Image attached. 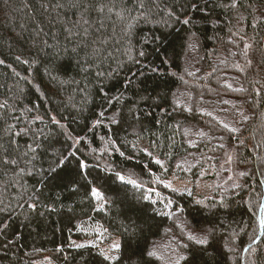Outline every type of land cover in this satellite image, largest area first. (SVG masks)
<instances>
[{"label": "snow or ice", "instance_id": "1", "mask_svg": "<svg viewBox=\"0 0 264 264\" xmlns=\"http://www.w3.org/2000/svg\"><path fill=\"white\" fill-rule=\"evenodd\" d=\"M209 2L210 0H204L205 4ZM161 5L162 0H57L55 4L41 3V8L47 13H55L56 22L63 25L67 34L65 40L69 43L75 41L71 48H59L58 42L48 44L45 41L44 44L48 49H52L50 55H54L56 60H63L67 56L75 60L77 68L85 73L100 69L105 59H114L108 52V45H118L116 50L121 52L123 59L117 61V66L110 67L108 71H95V76L98 81L111 80L119 75L126 65L135 66L138 70L132 71L129 68L130 74L125 77L123 87L127 89L136 83L138 76L144 77L146 72L161 75L158 66H150L144 62L149 57L145 45L156 44L152 51L159 53L166 37L162 39L160 35L153 34L151 37L145 35L137 40L136 31L142 24L161 26L177 34L182 33L183 46L188 52L198 51L202 46L199 31L193 30L199 21L191 15H184L185 8L195 12L199 7L198 2L184 4L179 8L175 5ZM214 7H219L228 19H214L211 13L200 8L203 13L201 19L213 29H219L222 24L231 25L228 29V43L236 49L229 52L234 58L232 66L245 74L253 68L264 72V0H249L247 4L243 0H221ZM68 11L72 12L74 19L62 18L67 17ZM246 28H250L253 35L249 36ZM236 57L240 59H235ZM172 59L173 57L162 58L161 63L171 67ZM15 61L28 66L29 75L21 76V73L12 68V65L6 64L4 59H0V66L11 68L18 81L23 80L26 84H31V67L36 61L22 59L21 56H16ZM55 70L54 67L49 71L50 79L59 84L67 83L52 75ZM215 72L216 69L213 68L205 78ZM184 73L187 76L195 75L187 68ZM171 75L177 77L184 85L188 84L185 75H178L176 72ZM262 80L264 77L256 79L254 83L249 81L253 83L252 92L255 96H261L264 92ZM140 84H144V80H140ZM225 86L240 93L248 91L243 85L233 88L231 83L225 82ZM4 87L6 91L13 90L7 85ZM23 91L20 89L19 93H13L17 102L21 99ZM99 92L106 99L107 105L104 110L95 113L94 119L88 118L89 122L84 123L80 133L72 129L70 124L76 123L87 109L84 106L78 108L71 98L68 104L76 109L75 114L69 113L71 120L69 116L52 109L41 114L40 106L33 105L24 109V113L29 115L23 127L19 126L23 113L15 114L18 109L13 97H6L0 102V170H6L0 171V175H6L7 171H10L13 177L20 181L25 176L38 177L37 184L31 188L10 179L12 186L23 190L21 203L17 207H27L36 214H41L38 213V206L48 212H56L59 194L52 203L45 204L41 201V189L52 185L53 182L70 194H82L79 203H86L90 211L87 213V221L81 222L78 231L84 232L83 225L89 221L96 227L91 233H87L90 239L83 242L72 240L68 246L77 250H93L96 264H228L229 254L237 251L264 255V248L260 247L264 243V191L253 190L246 200L241 197V202L255 221L254 228L248 226L251 228L250 243L241 248L238 243L239 233H226L225 221L221 215L223 213L229 219H234L232 209L239 207L234 199L225 195L217 198L210 194L205 195L203 199L196 198L187 184H177L180 181L178 175L173 173L171 179L167 178L169 169L166 161L154 157L147 148L141 151L158 166L159 173L147 164L142 165L144 171L141 173L124 168L118 170L111 162L114 154L118 153L126 160H135L136 157L126 155L125 151L121 150L123 144H117L111 135L99 137L101 147L93 146V138L98 129L106 128L110 134L113 126L122 128L129 118L137 122L140 120V113L133 107L136 101H130L124 106L127 108L125 112L124 107H114L115 104L121 103L123 94L109 96L103 87L99 88ZM85 95L87 96L86 90ZM164 98L169 107H162L159 102L149 106L160 108L163 114H170L169 109L171 112L193 111L189 105L193 96L188 89L177 93H171L169 90L164 94ZM140 99L148 104L153 100L158 101L159 94L156 97L141 96ZM223 103L231 102L225 100ZM63 106L66 108L67 104ZM206 114L212 115L211 112ZM237 115L240 117L235 122L237 126L223 120H217V123L230 138L237 139L239 146L243 141L238 138L244 130L240 125L245 124L249 117L239 110ZM175 127L179 128L180 125ZM200 135L206 136L207 133L201 131ZM20 137L28 138L23 147L18 143ZM220 138L223 140V135ZM130 146L136 147L134 144ZM191 146L196 147V144L192 143ZM219 147L224 148L226 145L220 144ZM231 159L229 156V161ZM175 167L190 171L184 169L180 163ZM145 175L147 180L144 179ZM246 175V172L239 173L241 178ZM261 176H264V171H261ZM230 187L232 190H238L242 185L233 181ZM261 188H264V181H261ZM228 191L225 189V193ZM234 195L239 196V192L234 191ZM185 196L192 197L187 208L180 202ZM59 207L63 208V205ZM13 211L15 209L11 205L0 207V213L7 214L5 220L0 221V234L8 228L7 219ZM66 211L71 214L73 208L67 207ZM96 214L108 218L109 223L115 221L117 226L110 230L105 224L94 220ZM57 251H63V248H58ZM81 259L87 264L86 257L82 256Z\"/></svg>", "mask_w": 264, "mask_h": 264}, {"label": "trees", "instance_id": "2", "mask_svg": "<svg viewBox=\"0 0 264 264\" xmlns=\"http://www.w3.org/2000/svg\"><path fill=\"white\" fill-rule=\"evenodd\" d=\"M56 2L57 0H0V59L12 65V68L20 72L21 76L29 75L28 66L15 61V57L21 56L22 59L36 61L31 67V84H26L23 80L18 81L11 68L0 66V102L6 97H13V102L18 109L15 114L23 113L19 122V126L23 127L29 115L24 113V109L33 105L40 106L41 114L52 109L54 112L69 116L71 120L69 113L75 114L76 111L71 104H68L71 98L72 103L78 108L84 106L87 109L76 123L70 124L72 129L80 133L84 123L89 122L88 118L94 119L95 113L104 110L107 105L106 99L99 92L100 87H103L109 96L123 94L121 103L114 105L117 109L128 105L130 101H136L133 107L140 113L139 122L129 118L122 128L113 126L110 134L107 133L106 128L98 129L93 138V146L101 147L99 137L111 135L116 139L117 144H123L121 150L125 151L126 155L136 157L135 160H126L118 153L114 154L111 162L118 170L124 168L141 173L144 171L142 165L147 164L149 168L159 173L158 166L154 165L151 158L141 151L147 148L154 157L166 161L169 169L167 178L171 179L173 173L178 175L180 182L186 181L190 184L196 198L203 199L208 194L217 198L220 195L231 197L239 204V207L232 209L234 219H229L221 213L225 221L224 230L228 234L239 233L238 243L241 248L247 247L255 221L241 202V197L246 200L253 190L264 191V188H261V181H264V176H261V171H264L262 168L264 164V92L261 96H255L252 92L254 81L264 77V72L253 68L245 74L235 69L232 66L234 58L229 55L230 51H236L228 43L230 39L228 29L231 25L222 24L219 29H213L201 19L203 13L200 8H204L214 19L227 20L228 17L224 12L219 7H214L221 0H210L207 4L204 0H162V7L175 5L179 8L184 4L199 3L195 12L185 8L184 15H191L199 21L193 30L199 31L202 46L198 51L188 52L183 46L182 33L177 34L161 26L142 24L136 31L137 40L145 35L151 37L153 34L160 35L162 39L166 37L165 43L160 46L159 53L152 51L156 44L145 45L149 57L144 62L150 66H158L161 69V75L146 72L144 77L138 76L136 83L127 89L123 87L125 77L130 74L129 68L132 71L138 70L135 66L126 65L123 71L111 80L98 81L95 76V71H108L110 67L117 66V61L123 59L121 52L116 50L118 45L113 43L108 45V52L114 59H105L100 69H92L87 73L79 70L75 60L67 56L63 60H56L54 55H50L52 49L45 46V41L48 44L58 42L59 48L65 46L71 48L75 44L74 40L72 43L65 40L67 34L63 30V25L56 22L55 13H47L41 8V3L55 4ZM243 2L247 4L249 0H243ZM62 18L72 20L75 17L72 16L71 11H68L67 17ZM246 31L249 36L253 35L250 28H246ZM166 57H173L171 67L161 63V59ZM222 61L227 62L222 63ZM54 67L56 70L52 71V75L67 83L59 84L50 79L49 71ZM185 68L194 72L195 75H185ZM213 68L216 72L205 78ZM172 72L185 75L188 84L184 85L177 77H173ZM140 80H144V84H140ZM225 82L231 83L233 88L243 85L248 91L244 93L233 91L225 86ZM261 82L264 83V80ZM5 85L13 90L6 91ZM20 89L24 91L17 102L13 93H19ZM185 89H188L193 96L189 100V105L193 108L190 113L184 110L171 112L169 109L170 114H163L160 108L149 106L159 102L162 107H169L164 94L169 90L171 93H177ZM157 94H159L158 101L153 100L148 104L141 102V96L156 97ZM201 96L203 99H200ZM225 100L231 103H223ZM64 104H67L66 108ZM237 110L249 117L245 124L240 125L244 130L238 138L243 141V144L239 146L237 139L230 138L217 123V120H223L237 126L235 122L240 119ZM124 111L127 112L126 107ZM208 112L212 115H207ZM177 124L180 125L179 128L175 127ZM201 131L207 135L201 136ZM221 135L224 137L223 140L220 138ZM26 142H28L27 137L18 138L21 147ZM192 143L196 144V147H192ZM133 144L136 145L135 148L130 146ZM220 144H225L226 147L221 148ZM229 156L232 157L230 164H228ZM178 163L190 171L176 168ZM240 172H246L248 175L241 178ZM230 177L232 179H229ZM10 179L31 188L37 184L38 177L25 176L20 181L13 177L10 171H7L6 175H0V202H3L0 207L11 205L15 209L7 219L8 228L0 234V264H84L82 256L87 258V264H96L93 250H77L68 246L72 240L83 242L90 239L87 233H91L96 227L89 221L83 225L84 232L78 231L81 222L87 221V213L90 211L86 203H79L82 194H70L53 182L52 185L41 189V201L45 204L52 203L59 194L60 200L56 201L57 211L48 212L38 206V213L41 214H36L27 207H17L21 203L20 196L23 190L18 186H12ZM144 179H148L146 175ZM233 181L240 183L241 189L232 190L230 186ZM197 183H201L199 187L203 184V189H199ZM225 189L229 191L225 193ZM234 191L239 192V196H235ZM191 200L192 197L185 196L180 202L187 208ZM60 205H63V208L59 207ZM67 207L73 208L71 214L66 211ZM6 215L0 213V221H4ZM94 220L105 224L110 230L117 226L115 221L109 223L108 218L102 217V214H96ZM249 225L251 228L248 227ZM9 241L12 242L9 243ZM61 247L63 251H57ZM260 247L264 248V243ZM243 254L242 250L230 253L228 264H264V255L249 252L243 258Z\"/></svg>", "mask_w": 264, "mask_h": 264}, {"label": "rangeland", "instance_id": "3", "mask_svg": "<svg viewBox=\"0 0 264 264\" xmlns=\"http://www.w3.org/2000/svg\"><path fill=\"white\" fill-rule=\"evenodd\" d=\"M261 118H263V116H262ZM263 131H264V128H263ZM228 164H230V161L228 162ZM230 166H231V165H230ZM230 166H229V167H230ZM177 184H179V185L187 184L189 188H192V187H190V184H189L188 182H186V181H184V182H180V181H178ZM200 184H201V183H197V185H199V186H200ZM203 186H204V185L202 184L201 187H199V189H200V188L203 189Z\"/></svg>", "mask_w": 264, "mask_h": 264}, {"label": "water", "instance_id": "4", "mask_svg": "<svg viewBox=\"0 0 264 264\" xmlns=\"http://www.w3.org/2000/svg\"><path fill=\"white\" fill-rule=\"evenodd\" d=\"M246 254H247V253H244V254H243V258H245Z\"/></svg>", "mask_w": 264, "mask_h": 264}]
</instances>
